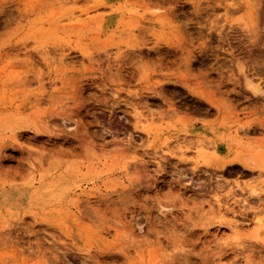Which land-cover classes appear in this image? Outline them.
Here are the masks:
<instances>
[{
    "label": "rangeland",
    "instance_id": "rangeland-1",
    "mask_svg": "<svg viewBox=\"0 0 264 264\" xmlns=\"http://www.w3.org/2000/svg\"><path fill=\"white\" fill-rule=\"evenodd\" d=\"M259 210L264 0H0V264H264Z\"/></svg>",
    "mask_w": 264,
    "mask_h": 264
},
{
    "label": "bare ground",
    "instance_id": "bare-ground-1",
    "mask_svg": "<svg viewBox=\"0 0 264 264\" xmlns=\"http://www.w3.org/2000/svg\"><path fill=\"white\" fill-rule=\"evenodd\" d=\"M111 8L113 5H109ZM254 91L259 92L260 87L255 86L253 87ZM134 118L136 120V126H143V123L146 120V117L143 116L141 113L136 112L134 115ZM251 160V159H250ZM252 161V160H251ZM248 161L249 163H253L252 166L251 164H248L246 162L241 161L240 164L243 165L245 168L250 169L249 167H258V164ZM255 217L252 220H240L237 218H232V223L230 225L231 230L237 237L243 236L245 233L251 234L252 237L258 238L260 235L264 234V214L262 210H259L258 212L255 213Z\"/></svg>",
    "mask_w": 264,
    "mask_h": 264
}]
</instances>
